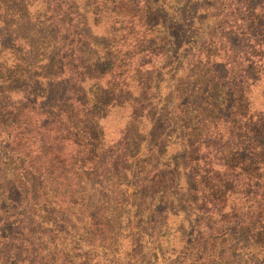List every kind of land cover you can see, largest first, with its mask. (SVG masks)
I'll return each instance as SVG.
<instances>
[{
	"label": "trees",
	"instance_id": "16d2710c",
	"mask_svg": "<svg viewBox=\"0 0 264 264\" xmlns=\"http://www.w3.org/2000/svg\"><path fill=\"white\" fill-rule=\"evenodd\" d=\"M165 1L0 0V264H86L129 182L199 222L172 264L264 255V0Z\"/></svg>",
	"mask_w": 264,
	"mask_h": 264
},
{
	"label": "rangeland",
	"instance_id": "374dc122",
	"mask_svg": "<svg viewBox=\"0 0 264 264\" xmlns=\"http://www.w3.org/2000/svg\"><path fill=\"white\" fill-rule=\"evenodd\" d=\"M171 1L166 0L165 5ZM159 4H161V1ZM209 21L210 19L208 23ZM172 31L176 35L180 30L174 28ZM151 35L153 33L148 32L146 37L148 38ZM130 37L133 41L138 39V36L135 35ZM130 37L124 36L123 39L124 41H130ZM7 60L9 61V56H7ZM110 130L114 129L110 128ZM165 152V158L169 162L174 161L180 153L171 144L166 147ZM135 173L139 174V170H136ZM85 185L84 190L87 197L84 200L86 203L100 200L97 203V205H100L104 195H107L108 201L113 199L110 197V193L106 191V187L101 190V199L98 186L93 187L89 185V182ZM117 192L124 204L121 224L113 227V223L109 222L113 218V214H111V209L108 207V212L104 214V223H108L109 226L105 229L104 241H100L101 238L88 232V228L91 226L90 219L83 223L84 226L82 229L80 228V235L74 237L76 242L88 243L94 247V251L89 250L86 246L81 247L83 252H89L90 254L89 261L86 264H172L177 256H181L183 249L187 247L188 241L193 242L194 239L200 236L198 235L200 234V224L197 222L195 215H188L185 211H178L179 209L174 207L164 228L150 237L145 229L146 214L136 208L139 191L129 182V184H122ZM81 197L83 196L81 195ZM89 197L90 199H87ZM85 224L87 225L85 226ZM66 243L68 241L65 240L64 244L66 245ZM258 252L259 248H256L253 254L257 255V258L250 262L252 253L250 250L245 251L244 258L242 259V256L237 264H264V255L258 254ZM76 262L80 264V260H76Z\"/></svg>",
	"mask_w": 264,
	"mask_h": 264
}]
</instances>
